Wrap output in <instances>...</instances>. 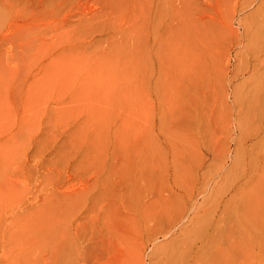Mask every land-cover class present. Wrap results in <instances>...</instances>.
Listing matches in <instances>:
<instances>
[{
	"label": "rangeland",
	"instance_id": "obj_1",
	"mask_svg": "<svg viewBox=\"0 0 264 264\" xmlns=\"http://www.w3.org/2000/svg\"><path fill=\"white\" fill-rule=\"evenodd\" d=\"M112 1L0 0V264H264V0Z\"/></svg>",
	"mask_w": 264,
	"mask_h": 264
},
{
	"label": "bare ground",
	"instance_id": "obj_2",
	"mask_svg": "<svg viewBox=\"0 0 264 264\" xmlns=\"http://www.w3.org/2000/svg\"><path fill=\"white\" fill-rule=\"evenodd\" d=\"M80 1V0H79ZM82 1V0H81ZM95 1V0H94ZM134 1V0H133ZM136 1V0H135ZM150 1V0H149ZM174 1V0H173ZM180 1V0H179ZM182 1V0H181ZM61 2V1H60ZM77 2V1H76ZM184 2V1H183ZM73 3V2H72ZM94 3V2H93ZM99 3V5H101L100 7H99V9H100V11L98 10V12H100L99 13V15H101V16H104L105 18H106V16L107 17H109V15H111L110 13H113L114 12V14H115V12H119V11H114L113 10V7L115 8V6L116 5H114L113 3V1L112 0H98V2L96 3V4H98ZM132 3V2H131ZM167 3V2H166ZM171 3H173V2H171ZM164 4V3H163ZM182 4V3H181ZM74 6V5H73ZM159 6V5H158ZM154 7V6H153ZM86 8L87 7H85V9L84 10H86ZM157 8V7H156ZM71 9V8H70ZM76 9V8H75ZM82 9V8H81ZM124 9H125V7H124ZM128 9V8H127ZM166 9V8H165ZM80 10V9H79ZM97 10V9H96ZM112 10H113V12H112ZM117 10V9H116ZM83 12V11H82ZM97 11H95V13H96ZM134 12H136V11H134ZM90 13H91V11H90ZM92 14H94V13H91V15ZM82 15V14H81ZM89 15V14H88ZM94 15H96V14H94ZM98 15V16H99ZM116 15V14H115ZM114 15V16H115ZM112 16H113V14H112ZM114 16H113V18L111 19L112 21H113V19H114ZM119 16V15H118ZM86 17V16H85ZM103 17V18H104ZM87 18V17H86ZM91 18L93 19V17L91 16ZM102 18V19H103ZM104 18V19H105ZM110 18H111V16H110ZM109 18V19H110ZM116 18V20L119 18H117V17H115ZM91 19V20H92ZM98 19V18H97ZM108 19H106V21H107ZM115 22V21H114ZM111 25V24H110ZM0 27H3V25L1 26L0 25ZM104 27V26H103ZM1 29H3V28H0V30ZM36 30H37V28H36ZM36 30H34V31H36ZM36 33H38V32H36ZM35 33V35H34V32H28V31H25L24 33H22L21 35L23 36V37H25V36H30L31 38H30V41H31V39H32V37L34 36V37H36V36H39V35H37ZM39 34V33H38ZM11 37V36H10ZM9 38V37H8ZM7 38V39H8ZM12 39V38H11ZM35 39V38H34ZM38 39V38H37ZM0 40H2L1 39V37H0ZM28 40V39H27ZM39 40V39H38ZM38 40H34L35 42H31L28 46H25V50H26V48L28 49V48H31V50H33V51H35V54H39V53H41V49H42V47H41V44L39 43V41ZM2 42V41H1ZM0 42V43H1ZM31 52V51H30ZM34 53V52H33ZM39 58V57H38ZM35 61V60H34ZM38 61V60H37ZM39 61H40V59H39ZM35 63H36V61H35Z\"/></svg>",
	"mask_w": 264,
	"mask_h": 264
}]
</instances>
